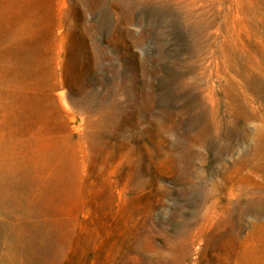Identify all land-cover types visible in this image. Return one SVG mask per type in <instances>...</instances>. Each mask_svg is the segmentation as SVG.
Wrapping results in <instances>:
<instances>
[{"label":"rangeland","instance_id":"1","mask_svg":"<svg viewBox=\"0 0 264 264\" xmlns=\"http://www.w3.org/2000/svg\"><path fill=\"white\" fill-rule=\"evenodd\" d=\"M0 264H264V0H0Z\"/></svg>","mask_w":264,"mask_h":264}]
</instances>
